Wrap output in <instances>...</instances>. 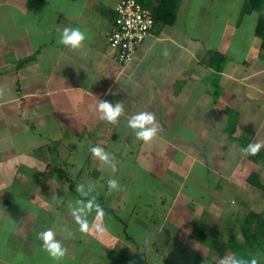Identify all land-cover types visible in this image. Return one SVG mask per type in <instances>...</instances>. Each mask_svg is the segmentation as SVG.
I'll return each instance as SVG.
<instances>
[{
    "label": "crops",
    "instance_id": "1",
    "mask_svg": "<svg viewBox=\"0 0 264 264\" xmlns=\"http://www.w3.org/2000/svg\"><path fill=\"white\" fill-rule=\"evenodd\" d=\"M118 1L0 0V264H55L37 239L49 228L62 264H264V158L241 151L264 142L259 13L181 0L123 64L109 44ZM65 27L90 39L73 51L57 42ZM98 100H122L117 124ZM140 111L160 125L149 144L127 127ZM93 197L105 216L85 235L67 204Z\"/></svg>",
    "mask_w": 264,
    "mask_h": 264
},
{
    "label": "clouds",
    "instance_id": "2",
    "mask_svg": "<svg viewBox=\"0 0 264 264\" xmlns=\"http://www.w3.org/2000/svg\"><path fill=\"white\" fill-rule=\"evenodd\" d=\"M90 39L89 35L80 28L65 27L59 35L58 43L75 51L80 49L85 42ZM164 56L169 55L168 51H164ZM96 111L99 113V119L109 124H117L120 117L125 114L124 104L121 101L115 104L107 100H98ZM127 127L132 130L136 139L145 144L151 143L158 135L160 125L156 120L153 112L140 111L130 116L127 119ZM264 149V142L249 143L246 147L242 148V154L245 157L256 156ZM92 156L100 161L102 164L111 168L112 172H116L117 164L115 158L104 148L100 146H92L90 148ZM109 191L122 190L117 179L108 180ZM77 191L86 195L85 186L83 184L77 186ZM88 192L93 191V186L89 185ZM69 212L73 217L75 223L78 225L79 231L82 234H90L94 225L89 221L88 217L95 214L96 219H102L105 216V211L102 206L93 197L91 199H77L69 201L67 204ZM98 233L103 232V228L95 225ZM37 239L42 242V250L45 251L55 264H62L63 259L68 254L67 247L56 238V233L51 229H46L37 233ZM218 264H249L244 258L238 255H228L221 258ZM250 264H258L256 258L250 259Z\"/></svg>",
    "mask_w": 264,
    "mask_h": 264
},
{
    "label": "built area",
    "instance_id": "3",
    "mask_svg": "<svg viewBox=\"0 0 264 264\" xmlns=\"http://www.w3.org/2000/svg\"><path fill=\"white\" fill-rule=\"evenodd\" d=\"M155 24L153 11L138 0H119L109 35V44L119 62H130Z\"/></svg>",
    "mask_w": 264,
    "mask_h": 264
},
{
    "label": "trees",
    "instance_id": "4",
    "mask_svg": "<svg viewBox=\"0 0 264 264\" xmlns=\"http://www.w3.org/2000/svg\"><path fill=\"white\" fill-rule=\"evenodd\" d=\"M145 7L150 8L155 17V24H167L174 22L181 0H138ZM257 11L259 13L256 33L263 39L264 45V0H245L243 13H249L251 11ZM154 24V25H155ZM216 54L220 56L219 53L211 51L210 54ZM259 155L264 158V152H260Z\"/></svg>",
    "mask_w": 264,
    "mask_h": 264
}]
</instances>
